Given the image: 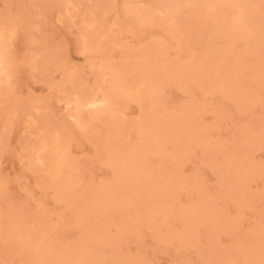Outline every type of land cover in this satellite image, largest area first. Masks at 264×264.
Instances as JSON below:
<instances>
[{"label":"rangeland","instance_id":"1","mask_svg":"<svg viewBox=\"0 0 264 264\" xmlns=\"http://www.w3.org/2000/svg\"><path fill=\"white\" fill-rule=\"evenodd\" d=\"M0 39V264H264V0H0Z\"/></svg>","mask_w":264,"mask_h":264},{"label":"bare ground","instance_id":"2","mask_svg":"<svg viewBox=\"0 0 264 264\" xmlns=\"http://www.w3.org/2000/svg\"><path fill=\"white\" fill-rule=\"evenodd\" d=\"M232 1V0H231ZM208 2V1H207ZM158 3H156V5H157ZM67 5V4H66ZM121 5V4H120ZM72 6V5H71ZM227 6V5H226ZM210 8H211V6H209ZM68 8H70V7H68ZM237 8V7H236ZM168 9V8H167ZM141 10V9H140ZM208 11H210L209 9H208ZM238 13V12H237ZM176 14V13H175ZM208 14V13H207ZM197 15V14H196ZM205 18V17H204ZM234 18H235V16H234ZM237 18V17H236ZM150 19V18H149ZM202 19V18H201ZM139 20V19H138ZM148 20V19H147ZM158 21V20H157ZM159 22V21H158ZM172 24V23H171ZM138 26V25H137ZM144 26V25H143ZM224 27V26H223ZM112 28V27H111ZM123 28V27H122ZM142 28V27H141ZM233 28H235V27H233ZM125 28H123V30H124ZM158 29V28H157ZM115 30V29H114ZM233 30V29H232ZM162 31V30H161ZM238 31H239V29H238ZM3 32V31H2ZM107 32V31H106ZM163 32V31H162ZM9 34V33H8ZM119 34V33H118ZM123 34V33H122ZM172 34V33H171ZM238 34V33H237ZM211 35V34H210ZM83 36H85V35H83ZM161 36V35H160ZM85 38H86V36H85ZM251 39V38H250ZM1 40V39H0ZM169 40V39H168ZM195 40V39H194ZM240 40V39H239ZM6 41V40H5ZM182 41H184V40H182ZM166 42V41H165ZM168 42H170V40L168 41ZM175 43V42H174ZM89 45H91L90 43H89ZM175 45V44H174ZM221 46V45H220ZM247 46V45H246ZM126 47H128L129 48V46H126ZM188 48V47H187ZM226 48V47H225ZM141 50V49H140ZM1 51V50H0ZM144 51V50H143ZM227 51V50H226ZM172 54V53H171ZM188 54V53H187ZM93 58V57H92ZM196 58V57H195ZM3 59V58H2ZM126 62V61H125ZM5 63H6V61H5ZM4 63V64H5ZM95 63H97V62H95ZM227 63V62H226ZM104 64V63H103ZM131 64V63H130ZM105 65V64H104ZM126 65H128V64H126ZM175 65V64H174ZM103 66V65H102ZM134 66V65H133ZM128 67V66H127ZM146 67H147V65H146ZM164 67V66H163ZM105 68V67H104ZM137 68H138V66H137ZM150 68V67H149ZM135 69V68H134ZM107 70H110V68L109 69H107ZM115 70V69H114ZM137 70V69H136ZM141 70V69H140ZM183 70V69H182ZM106 71V70H105ZM105 71H104V73H105ZM143 71V70H142ZM240 71V70H239ZM108 72V71H107ZM111 72V71H110ZM122 72V71H121ZM135 72V71H134ZM139 72V71H138ZM136 73V72H135ZM106 74H108V73H106ZM137 74V73H136ZM105 75V74H104ZM110 75V74H109ZM166 76H168V75H166ZM216 76V75H215ZM116 77V76H115ZM106 78V77H105ZM118 78V77H117ZM215 78V77H214ZM8 79V78H7ZM2 80V79H1ZM122 80V79H121ZM143 80V79H142ZM147 82H149V81H147ZM153 82V81H152ZM148 84H150V83H148ZM147 85V84H146ZM105 87H107V86H105ZM109 88V87H108ZM111 89V88H110ZM176 89V88H175ZM126 90V89H125ZM150 90V89H149ZM180 90V89H179ZM185 90V89H184ZM183 90V91H184ZM108 91V90H107ZM135 91V90H134ZM109 93V92H108ZM136 93V92H135ZM138 93V92H137ZM141 93V92H140ZM100 97V96H99ZM142 98V97H141ZM73 99V98H72ZM97 99H98V97H97ZM69 102V101H68ZM79 104V103H78ZM77 104V105H78ZM100 104H102V102H101V100H92V101H87V102H85V105L86 106H88V107H92V108H94V107H96L97 105H100ZM134 104V103H133ZM143 104V103H142ZM84 105V106H85ZM106 105V104H105ZM82 106V105H81ZM73 108V107H72ZM107 108V107H106ZM145 108V107H144ZM148 108V107H147ZM118 110V109H117ZM85 112V111H84ZM123 112V111H122ZM105 114V113H104ZM73 115H74V113H73ZM87 115H88V113H87ZM126 115V114H125ZM92 117V116H91ZM80 117H78V119H79ZM105 118H106V116H105ZM101 119V118H100ZM83 122V121H82ZM81 122V123H82ZM99 122V121H98ZM97 122V123H98ZM116 123V122H115ZM84 125V124H83ZM82 125V126H83ZM86 125V124H85ZM85 127V126H84ZM89 127H90V125H89ZM119 127V126H118ZM91 129V128H90ZM143 136V135H142ZM137 138V137H136ZM144 138H147V136L146 137H144ZM209 138V137H208ZM143 139V138H142ZM145 141V140H144ZM148 141V140H147ZM120 142V141H119ZM123 142V141H122ZM149 142V141H148ZM146 143V142H145ZM132 144V143H131ZM146 144H148V143H146ZM207 144V143H206ZM151 145V144H150ZM38 146V145H37ZM149 146V145H148ZM148 146H145V147H148ZM140 146H138V148H139ZM150 147V146H149ZM38 149V148H37ZM108 152V151H107ZM106 154V153H105ZM128 154V153H127ZM97 155H99V154H97ZM104 155V154H103ZM130 156H132V155H130ZM60 157V156H59ZM98 157V156H97ZM104 157V156H103ZM41 158V157H40ZM35 159H37V158H34V160ZM61 160V159H60ZM102 160V159H101ZM112 160V159H111ZM107 161V160H106ZM113 161V160H112ZM111 161V162H112ZM123 162V161H122ZM47 163V162H46ZM56 163V162H55ZM41 165H43V164H41ZM100 165V164H99ZM125 167V166H124ZM45 168V167H44ZM131 168V167H130ZM134 168V167H133ZM147 168V167H146ZM106 169V168H105ZM49 170H51V168L49 169ZM109 170V169H108ZM66 171V170H65ZM65 171L63 172V173H65ZM72 171V170H71ZM125 171H127V170H125ZM123 172V171H122ZM135 172V171H134ZM133 172V173H134ZM137 172H139V171H137ZM41 173V172H40ZM121 173V172H120ZM43 174V173H42ZM109 174H111V173H109ZM138 174V173H137ZM59 175V174H58ZM119 175V174H118ZM132 175H134V174H132ZM140 175H141V173H140ZM62 176V175H61ZM70 176V175H69ZM48 177H49V175H48ZM134 177V176H133ZM68 179V178H67ZM60 180V179H59ZM67 181H69V179L67 180ZM56 182H58V181H56ZM99 182H101V181H99ZM104 182V181H103ZM109 183H110V179H109ZM60 184V183H59ZM101 184V183H100ZM57 185V184H56ZM63 185V184H62ZM103 185V184H102ZM114 185V184H113ZM144 185V184H143ZM110 186V185H109ZM111 187H112V185H111ZM127 188V187H126ZM143 188V187H142ZM104 189V188H103ZM112 189V188H111ZM110 189V190H111ZM140 189H141V187H140ZM144 189V188H143ZM146 189V188H145ZM60 190V189H59ZM65 190V189H64ZM105 190V189H104ZM52 191V190H51ZM62 191H63V189H62ZM68 191V190H67ZM111 191H113V190H111ZM142 192V191H141ZM51 193V192H50ZM65 193V192H64ZM70 193V192H69ZM138 193V192H137ZM62 195V194H61ZM75 195V194H74ZM115 195V194H114ZM133 195V194H132ZM66 196V195H65ZM70 196H72V195H70ZM112 196V195H111ZM116 196V195H115ZM137 196V195H136ZM60 197V196H59ZM69 197V196H68ZM71 198V197H70ZM109 198V197H108ZM133 198V197H132ZM144 198V197H143ZM54 199H56V198H54ZM66 199V198H65ZM92 199V198H91ZM100 199V198H99ZM120 201V200H119ZM118 201V202H119ZM62 202V201H61ZM65 202V201H64ZM67 202H68V200H67ZM94 202V201H93ZM70 203V202H69ZM74 203V202H73ZM73 203H72V205H73ZM95 203H96V201H95ZM94 203V204H95ZM64 204H68V203H64ZM92 204V203H91ZM63 205V204H62ZM72 205L70 206V207H72ZM75 205V204H74ZM66 206V205H65ZM91 207H93L94 205H90ZM125 206V205H124ZM157 206H159V204L157 205ZM69 207V210L71 209ZM75 207H77L76 205H75ZM96 207V206H95ZM160 207V206H159ZM66 208H68V206L66 207ZM72 208H74V207H72ZM94 208V207H93ZM105 208V207H104ZM74 209H76L75 211H73V212H76L78 209L77 208H74ZM81 209V208H80ZM79 209V212L81 211L82 212V210H80ZM85 209V208H84ZM125 209V208H124ZM164 210V209H163ZM85 211V210H84ZM89 211V210H88ZM103 211H104V209H103ZM132 211H133V209H132ZM152 211H154V210H152ZM166 211V210H165ZM133 212H135V211H133ZM86 213V212H85ZM98 213V212H97ZM104 213H106V212H104ZM78 214H80V213H78ZM159 214V213H158ZM75 215V214H74ZM88 215H91V214H89L88 213ZM96 215H99V214H96ZM135 215V214H134ZM138 215V214H137ZM77 216V215H76ZM75 216V217H76ZM92 216V215H91ZM90 216V217H91ZM84 218L86 217V216H83ZM83 217H81L82 218V221L84 220L83 219ZM136 217V216H135ZM74 218V217H73ZM78 218V217H77ZM77 218H76V220H77ZM88 218V217H87ZM87 218H85V219H87ZM146 218V217H145ZM74 220V219H73ZM79 220V219H78ZM91 220H93V217L91 218ZM111 220V219H110ZM81 220L80 221H78V223L79 222H82ZM88 221H89V219H88ZM150 221V220H149ZM75 222V221H74ZM74 222H72V223H74ZM140 222V221H139ZM142 222H143V220H142ZM90 223V222H89ZM92 223V222H91ZM112 223V222H111ZM149 223V222H148ZM161 223H163L164 224V222H161ZM82 224V223H81ZM81 224H79V225H81ZM87 224V223H86ZM95 224V223H94ZM120 223H118V225H119ZM136 224H138L139 225V223H136ZM147 224V223H146ZM150 224V223H149ZM75 225V224H74ZM73 225V226H74ZM121 225V224H120ZM135 225V224H134ZM133 225V226H134ZM157 225V224H156ZM165 225V224H164ZM75 226H77V224L75 225ZM84 226V225H83ZM116 226H117V224H116ZM137 226V225H136ZM150 226V225H149ZM82 227V226H81ZM80 227V228H81ZM85 227V226H84ZM76 228H78V226L76 227ZM78 229V230H82V229ZM124 228V227H123ZM164 228V227H163ZM84 229V228H83ZM131 229V228H130ZM153 229V228H152ZM172 230V229H171ZM170 230V231H171ZM152 231H154V230H152ZM175 232H176V230H174ZM173 232V231H172ZM82 233H83V231H82ZM149 233V232H148ZM159 233V232H158ZM161 233V232H160ZM83 235V234H82ZM84 235H86V234H84ZM84 238H85V236H83ZM174 237H175V235H174ZM184 239V238H183ZM186 240V239H185ZM77 247H76V249L77 248H79V250H80V247H79V245H76ZM82 246V245H81ZM74 247V246H73ZM75 248V247H74ZM85 248V247H84ZM72 249V248H71ZM75 249V250H76ZM66 250V249H65ZM78 250V249H77ZM73 251V250H72ZM74 253H75V251H73ZM73 252H71V250H70V253H73ZM94 253V252H93ZM60 254V253H59ZM65 254H66V252H65ZM72 255H74V254H72ZM77 255V254H76ZM75 256V255H74ZM79 256V255H78ZM85 256V255H84ZM95 256V255H94ZM80 257V256H79ZM88 257H90V256H88ZM65 258V257H64ZM71 258V257H70ZM76 258V257H75ZM95 258V257H94ZM69 259V258H68ZM80 259V258H79ZM84 259V258H83ZM93 259V258H92ZM85 260H86V262L89 260V258H88V260L85 258ZM95 260V263L97 262L96 260V258L94 259ZM59 261V263H60V260H58ZM71 261V260H70ZM78 261V260H77ZM81 261V260H80ZM74 262V261H73ZM72 262V263H73ZM90 262L91 261H89L88 263L90 264ZM71 263V264H72ZM78 263H79V261H78ZM82 263V262H81ZM98 263V262H97ZM244 263V262H243ZM254 263H256V262H254ZM47 264V263H46ZM84 264H85V262H84ZM94 264V263H93ZM246 264V263H245Z\"/></svg>","mask_w":264,"mask_h":264}]
</instances>
